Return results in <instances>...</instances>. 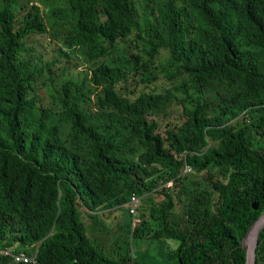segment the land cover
<instances>
[{
    "label": "trees",
    "instance_id": "obj_1",
    "mask_svg": "<svg viewBox=\"0 0 264 264\" xmlns=\"http://www.w3.org/2000/svg\"><path fill=\"white\" fill-rule=\"evenodd\" d=\"M34 1L18 19L0 0V264H246L264 212V0Z\"/></svg>",
    "mask_w": 264,
    "mask_h": 264
},
{
    "label": "rangeland",
    "instance_id": "obj_2",
    "mask_svg": "<svg viewBox=\"0 0 264 264\" xmlns=\"http://www.w3.org/2000/svg\"><path fill=\"white\" fill-rule=\"evenodd\" d=\"M16 1H17V3H15L12 7L14 8L15 13L17 15V18L19 19L23 15L25 10L21 9V5H20L21 0H16ZM34 3L37 4L40 7H46V5L43 6V4L39 0H35ZM45 23L47 25L46 26L47 27V32L45 34H43V35H37L35 40H36V42H38V43H40L42 45H45L47 48H49L48 43L51 40L50 39L51 27L49 25V21L47 20V18H45ZM50 55H53V53L51 52L50 54L49 53L47 54L48 57H50ZM60 61H61V65H65L66 64V62H64L62 59ZM71 65L72 66L75 65L77 67V69H78V72H81V73L87 67V65L83 62L81 57H78V56H72ZM167 65L168 64L165 63V60H161L160 59V63L156 62V66L157 67L161 66V71L162 72H164L166 70ZM163 84H164V76H161L159 78V80L156 81L155 83H153L149 88H156L157 90L160 91V90H162ZM136 95H138V92H135V96ZM169 120H171V121L167 122V123H166L167 120H163L162 121L161 129H160L161 134L164 133L167 124L179 123L181 121V114H178V113L175 112L173 114L172 118L169 119ZM151 199L154 202H159V201H161L162 196H160L158 194H153V195H151ZM142 204H143V201L139 202V206L142 205ZM80 213H81V219L82 220H86L87 216L85 215V213H84V211L82 209L80 210ZM113 216L115 217V215L113 213H110L109 214V219L113 220ZM113 225H114V228L118 227L115 222H114ZM86 233H87V231H86ZM88 233L90 235H88ZM88 233H87L88 239L94 245H98V246L102 247L103 250H106V249H109L111 247L117 246V243L113 242V240H114L113 237L102 236V235H99V234L92 233L90 231H88ZM172 243L175 246L177 245V243L175 241H173ZM146 247L147 248H145V250H147V252H146L147 253V257L150 260V262L154 261L153 259H157L158 258L157 256H158L159 253H158V249H156L155 245L154 244H149Z\"/></svg>",
    "mask_w": 264,
    "mask_h": 264
},
{
    "label": "water",
    "instance_id": "obj_3",
    "mask_svg": "<svg viewBox=\"0 0 264 264\" xmlns=\"http://www.w3.org/2000/svg\"><path fill=\"white\" fill-rule=\"evenodd\" d=\"M252 207L255 210H258L259 202L253 203ZM263 230H264V212L250 227L243 240V246L246 249V264H256L259 237Z\"/></svg>",
    "mask_w": 264,
    "mask_h": 264
},
{
    "label": "built area",
    "instance_id": "obj_4",
    "mask_svg": "<svg viewBox=\"0 0 264 264\" xmlns=\"http://www.w3.org/2000/svg\"><path fill=\"white\" fill-rule=\"evenodd\" d=\"M131 204H132V208H131L130 212L132 214H136L137 199L132 197L131 198ZM134 222H138V220L135 219ZM4 252L7 253V251H4ZM29 260L31 262H34V258L29 257V256H25L23 254L13 255V259H12V261L15 262V263H25V264L28 263ZM131 264H133V263H131Z\"/></svg>",
    "mask_w": 264,
    "mask_h": 264
},
{
    "label": "crops",
    "instance_id": "obj_5",
    "mask_svg": "<svg viewBox=\"0 0 264 264\" xmlns=\"http://www.w3.org/2000/svg\"><path fill=\"white\" fill-rule=\"evenodd\" d=\"M168 244H169V245H168L167 251H168L169 253H173L177 246H175V245L172 243V241H171V242H168ZM146 252H147V251H146ZM158 253H160L159 249H158ZM144 256H145V258H146V261H147V262H150V260H149L148 257H147V253H145Z\"/></svg>",
    "mask_w": 264,
    "mask_h": 264
}]
</instances>
